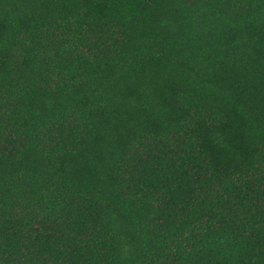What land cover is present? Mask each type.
Instances as JSON below:
<instances>
[{"label":"trees","instance_id":"16d2710c","mask_svg":"<svg viewBox=\"0 0 264 264\" xmlns=\"http://www.w3.org/2000/svg\"><path fill=\"white\" fill-rule=\"evenodd\" d=\"M0 264H264V0H0Z\"/></svg>","mask_w":264,"mask_h":264}]
</instances>
